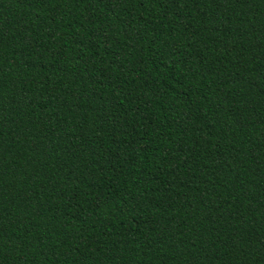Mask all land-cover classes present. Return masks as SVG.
<instances>
[{
    "label": "trees",
    "instance_id": "16d2710c",
    "mask_svg": "<svg viewBox=\"0 0 264 264\" xmlns=\"http://www.w3.org/2000/svg\"><path fill=\"white\" fill-rule=\"evenodd\" d=\"M0 264H264V0H0Z\"/></svg>",
    "mask_w": 264,
    "mask_h": 264
}]
</instances>
